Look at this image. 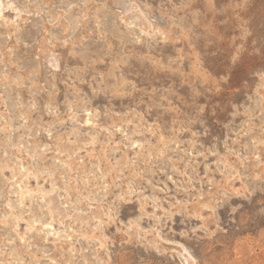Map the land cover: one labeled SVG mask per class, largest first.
Here are the masks:
<instances>
[{"label": "rangeland", "instance_id": "374dc122", "mask_svg": "<svg viewBox=\"0 0 264 264\" xmlns=\"http://www.w3.org/2000/svg\"><path fill=\"white\" fill-rule=\"evenodd\" d=\"M0 264H264V0H0Z\"/></svg>", "mask_w": 264, "mask_h": 264}, {"label": "bare ground", "instance_id": "6f19581e", "mask_svg": "<svg viewBox=\"0 0 264 264\" xmlns=\"http://www.w3.org/2000/svg\"><path fill=\"white\" fill-rule=\"evenodd\" d=\"M89 111V110H88ZM87 119V118H86ZM33 158V157H32ZM21 167V166H20ZM23 171V170H22ZM21 173V172H20ZM15 178V177H14ZM20 187V186H19ZM18 189H20V188H18ZM26 191H27V189H26ZM29 191V190H28ZM18 192H19V190H18ZM10 194V193H9ZM20 194V193H19ZM25 194V193H24ZM22 198V197H21ZM20 201V200H19ZM42 201V200H41ZM45 202V201H44ZM8 207V206H7ZM50 212V211H49ZM49 217H51V216H49ZM45 218V217H44ZM35 223V222H34ZM45 225V224H44ZM46 225H47V223H46ZM50 226H51V224H50ZM46 227V226H45ZM47 228V227H46ZM45 228V229H46ZM47 233V232H46ZM5 242H7V241H5ZM15 247V246H14Z\"/></svg>", "mask_w": 264, "mask_h": 264}]
</instances>
